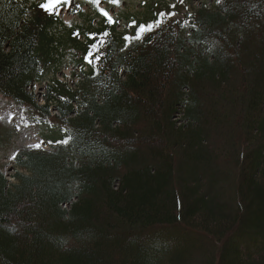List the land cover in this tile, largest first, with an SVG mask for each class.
Returning a JSON list of instances; mask_svg holds the SVG:
<instances>
[{"label":"trees","instance_id":"obj_1","mask_svg":"<svg viewBox=\"0 0 264 264\" xmlns=\"http://www.w3.org/2000/svg\"><path fill=\"white\" fill-rule=\"evenodd\" d=\"M89 1L0 0V92L53 146L0 170V264H264V0L151 1L132 40Z\"/></svg>","mask_w":264,"mask_h":264},{"label":"rangeland","instance_id":"obj_2","mask_svg":"<svg viewBox=\"0 0 264 264\" xmlns=\"http://www.w3.org/2000/svg\"><path fill=\"white\" fill-rule=\"evenodd\" d=\"M70 3H77V0H66ZM86 2V0H82ZM154 2L157 8L165 10L170 4L179 1L178 4L172 5L174 15H184L186 11L198 10L206 3L215 6L216 0H120L121 4L112 7V13L120 15V18L127 17L128 19L123 22L127 24L130 20L133 25L126 34L127 40L143 36L148 28L155 26L156 20L151 12V7L148 3ZM165 4V7L161 4ZM106 5L108 3H105ZM153 5V4H152ZM90 8L84 11L85 15L77 13H66L65 20L69 26L84 25L89 26L91 19L95 17L96 13L91 4L87 5ZM164 8V9H163ZM157 12V11H155ZM64 14V13H62ZM150 16V17H149ZM96 25H100L101 21L96 17ZM121 27H119V30ZM191 31V29H190ZM65 32V29L63 30ZM68 34L67 32H65ZM86 38V36H83ZM84 68V69H83ZM85 67L76 64L70 53L64 57L59 76L71 82L74 86L77 85L84 73ZM49 82L43 81L36 85V90L39 93L40 99L44 100L46 95V87ZM55 113L59 110L55 108ZM47 128L39 124L35 117L22 109V107L12 98L0 92V170L7 172L9 177L15 180V174L19 169L17 162V155L28 149L40 148L38 145H43V148L53 149L49 138L47 137Z\"/></svg>","mask_w":264,"mask_h":264},{"label":"snow or ice","instance_id":"obj_3","mask_svg":"<svg viewBox=\"0 0 264 264\" xmlns=\"http://www.w3.org/2000/svg\"><path fill=\"white\" fill-rule=\"evenodd\" d=\"M44 7H46V8H50L51 7V4H45L44 5ZM175 13H173V15H174ZM39 147H42L43 145H38Z\"/></svg>","mask_w":264,"mask_h":264}]
</instances>
